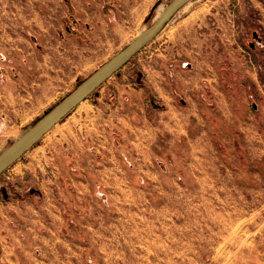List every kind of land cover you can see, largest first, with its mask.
Instances as JSON below:
<instances>
[{"label": "rangeland", "instance_id": "obj_1", "mask_svg": "<svg viewBox=\"0 0 264 264\" xmlns=\"http://www.w3.org/2000/svg\"><path fill=\"white\" fill-rule=\"evenodd\" d=\"M169 2L0 0V153ZM80 21L107 31L108 43L91 62L86 52L63 58L59 65L77 61L83 70L45 68L42 83L10 93L4 77L30 71L18 66L27 48L35 50L28 33L86 30ZM164 31H198L205 47L234 48L250 69L240 78L245 97L211 101L186 117L188 124L177 115L176 124L165 125L154 116L161 107L149 105L150 122L135 115L133 130L116 123V88L103 84L0 176V264H264V50L252 36L264 38V0L192 1L118 72L121 79L136 85L143 78L150 53L163 49ZM229 84L221 81V90L236 96L227 93ZM174 105L186 114L180 98Z\"/></svg>", "mask_w": 264, "mask_h": 264}, {"label": "crops", "instance_id": "obj_2", "mask_svg": "<svg viewBox=\"0 0 264 264\" xmlns=\"http://www.w3.org/2000/svg\"><path fill=\"white\" fill-rule=\"evenodd\" d=\"M87 16L89 17L90 15L87 14ZM83 22L84 21L81 23L80 21L79 25H83L86 30L80 28L74 31H69L67 29L66 31H33L35 35L27 31L28 35L32 36L30 39L32 43H30L29 46H31V44L34 45L35 50L30 52L28 48L26 49V46L22 45L23 49H26V51H24L26 55L23 53L20 59L22 63L18 64V66L22 68L26 67L30 71L27 76L18 73V75H15L11 80L8 76L4 77L5 82H9L12 85L10 93L15 92L20 84L42 83V77L45 75V68L53 67L55 69L57 68L58 71L64 70L66 73H69V71L73 72L74 68L80 73L83 70V68L78 66L79 64L77 65V63L80 62L76 61L72 65H68L69 68H67L65 65H59V61L63 58L74 56L77 53H82V55H84L86 52L87 58H84V61H89L88 63H90L92 59L91 53L108 43L107 31H98L96 28L90 31V28L87 29L86 27L87 24ZM164 32L166 39L164 40L162 51L154 49L153 53H150L147 62L145 61L143 64L145 74L142 75L143 78H140L139 81L137 80L136 85L130 83L125 76L121 79L119 77V71L104 83L105 85L112 84L116 88V93L114 94L115 102L114 105H112L115 107L114 115L117 117L116 123L121 125V127L126 128L127 125H130L134 130L137 125H139L136 124L134 118L132 119V117H136L135 115H138V121L143 120L147 123L150 122L147 118V115H149L147 112L149 105L152 106L154 110L157 109V107H161L162 110L154 113V116H158L159 122L165 125H172L171 121L176 124L177 115H181L185 118L198 116V110L200 108H205V105H207V107L213 106V104L209 105L211 101H215L217 105L219 99H225L232 104H236L237 101L245 97L242 93H244L247 88L244 87L245 82L241 81V79L244 78L241 74L250 73V69L245 67L241 60V55H238L239 58H237L234 48L230 49L227 47L220 51L219 47L216 46L211 45V47H205V38L198 31ZM17 33L16 31L13 35L17 36ZM14 39L21 40V38L17 37ZM24 42L29 44L27 39H24ZM263 42L264 38L259 42L261 50H264V45H261ZM21 49L22 48H18V50ZM140 53L141 51L137 56H139ZM171 59L174 61L172 70L167 67ZM16 60L17 59L14 61L9 60V62L11 61V63H14L17 62ZM56 60H58V62H55ZM139 60L142 59L140 58ZM182 65L184 66L182 67ZM242 66H244V72L239 69ZM221 71H224V73H222V78L220 77ZM60 76L61 75L56 74L58 79ZM29 77H31L30 80H28ZM62 77H69V74H67V76L62 75ZM113 78L117 79V81L111 83L110 80ZM221 81L233 82L234 85H227V93L229 94L230 92L237 97L228 96L224 90H221ZM147 89L150 90L149 94L146 92ZM1 90L3 93L7 91L4 87H2ZM41 92L43 93L44 91L42 90ZM181 96H184L185 100L181 98ZM177 97L180 98L182 108L187 109L185 110L186 114L175 110L174 101ZM156 98L160 101L161 106L154 103ZM250 106L253 110L257 108L255 103H252ZM217 110L220 112L221 109L216 107V112ZM192 118H186L185 122L188 124L189 121L191 122ZM188 131L189 127L186 125L183 134L184 138L188 137ZM203 134L204 132H201L200 135ZM200 135L195 137L198 138ZM0 214L2 213L0 212ZM19 246L21 248L20 250L24 251L21 247L22 245L20 244Z\"/></svg>", "mask_w": 264, "mask_h": 264}, {"label": "water", "instance_id": "obj_3", "mask_svg": "<svg viewBox=\"0 0 264 264\" xmlns=\"http://www.w3.org/2000/svg\"><path fill=\"white\" fill-rule=\"evenodd\" d=\"M192 1L193 0H170L160 16L151 24V26L131 40L119 52L83 80L60 102L53 106L16 140L9 144L0 153V176L30 151L48 132L62 122L73 110L86 101L96 92V90L120 71L144 47L152 42L167 22H169L179 10ZM152 10L150 14L152 13ZM30 192L33 193L34 191L32 190Z\"/></svg>", "mask_w": 264, "mask_h": 264}, {"label": "flooded vegetation", "instance_id": "obj_4", "mask_svg": "<svg viewBox=\"0 0 264 264\" xmlns=\"http://www.w3.org/2000/svg\"><path fill=\"white\" fill-rule=\"evenodd\" d=\"M252 36H253V39L255 40V43H257V44H259V42H261L263 39L262 36H260V33L257 31H253ZM251 45H252V43H250V47H252ZM3 193H4L5 197L7 198V193H5L4 190H3Z\"/></svg>", "mask_w": 264, "mask_h": 264}, {"label": "bare ground", "instance_id": "obj_5", "mask_svg": "<svg viewBox=\"0 0 264 264\" xmlns=\"http://www.w3.org/2000/svg\"><path fill=\"white\" fill-rule=\"evenodd\" d=\"M180 11H181V10H180ZM160 14H161V13H160ZM160 14H159V16H160ZM159 16H158V17H159ZM156 19H157V18H156ZM56 126H57V125H56Z\"/></svg>", "mask_w": 264, "mask_h": 264}]
</instances>
